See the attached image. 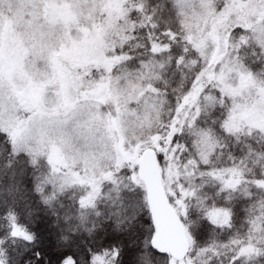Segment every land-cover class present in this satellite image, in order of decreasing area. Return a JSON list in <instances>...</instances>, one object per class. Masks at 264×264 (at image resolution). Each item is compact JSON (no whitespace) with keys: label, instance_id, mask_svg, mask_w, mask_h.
I'll return each mask as SVG.
<instances>
[{"label":"snow or ice","instance_id":"1","mask_svg":"<svg viewBox=\"0 0 264 264\" xmlns=\"http://www.w3.org/2000/svg\"><path fill=\"white\" fill-rule=\"evenodd\" d=\"M0 264H264V0H0Z\"/></svg>","mask_w":264,"mask_h":264}]
</instances>
